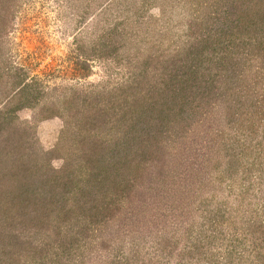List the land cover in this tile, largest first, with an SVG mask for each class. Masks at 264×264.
I'll use <instances>...</instances> for the list:
<instances>
[{"label": "rangeland", "instance_id": "1", "mask_svg": "<svg viewBox=\"0 0 264 264\" xmlns=\"http://www.w3.org/2000/svg\"><path fill=\"white\" fill-rule=\"evenodd\" d=\"M224 6V0H0V120L20 102L19 90L31 97L0 125V147H22L13 156L59 168L78 155L80 131L114 138L121 120L112 114L103 126L99 105L109 113L121 99L143 96L158 83L157 65L214 29ZM256 69L242 74L252 82ZM90 112L91 123L79 130L75 116ZM225 112L221 102L209 104L186 136L165 142L155 164L144 162L113 233L43 260L34 248L10 258L4 234L0 264L3 251L12 264H264V119L252 114L251 122L227 131ZM226 154L235 155L232 165ZM25 235L29 245L49 241ZM48 248L49 255L58 249L53 241Z\"/></svg>", "mask_w": 264, "mask_h": 264}, {"label": "trees", "instance_id": "2", "mask_svg": "<svg viewBox=\"0 0 264 264\" xmlns=\"http://www.w3.org/2000/svg\"><path fill=\"white\" fill-rule=\"evenodd\" d=\"M224 5L214 29L201 32L175 58L156 64L158 83L151 84L143 96L121 99L109 113L102 112L96 102L95 115L101 124L105 122L103 126L112 114L113 120H121L120 128L112 126L114 138L84 137L80 131L78 155L66 158L59 168L38 165L22 153L13 156L22 147L10 149L9 143H2L0 236H7L4 243L10 245V258L12 252L20 255L30 248L41 260L65 256L80 247L79 240L113 233L117 221L127 214L126 203L144 162L155 164L165 142L186 136L209 104L225 106L227 131L237 129V123L244 120L251 122L252 114L264 119V79L260 77L264 71V0H224ZM246 67L257 68L252 82L242 74ZM17 94L20 102L2 113L1 126L9 123L7 118L16 109L31 103L28 92ZM90 113L75 116L79 130L91 123L94 114ZM256 127H251L253 137ZM231 154L225 156L232 165L235 155L232 159ZM81 168L84 176L78 173ZM25 234H45L49 241L29 245L21 237ZM50 241L58 247L54 255L48 254ZM3 255L6 264L13 263L4 251Z\"/></svg>", "mask_w": 264, "mask_h": 264}, {"label": "crops", "instance_id": "3", "mask_svg": "<svg viewBox=\"0 0 264 264\" xmlns=\"http://www.w3.org/2000/svg\"><path fill=\"white\" fill-rule=\"evenodd\" d=\"M54 125H55V124H54ZM54 125L52 126V130H53V131H54V129H56V128H57V127H56V126H54ZM48 127H49V126H48Z\"/></svg>", "mask_w": 264, "mask_h": 264}]
</instances>
